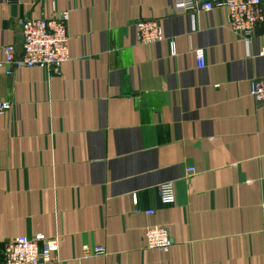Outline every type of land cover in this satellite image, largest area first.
Instances as JSON below:
<instances>
[{
	"label": "crops",
	"instance_id": "obj_1",
	"mask_svg": "<svg viewBox=\"0 0 264 264\" xmlns=\"http://www.w3.org/2000/svg\"><path fill=\"white\" fill-rule=\"evenodd\" d=\"M54 10L69 13L70 61L0 72V264L9 241L37 235L57 241L55 264H264V105L250 95L264 22L246 41L225 11L174 0H0V62L21 19ZM140 21L164 40L137 44ZM154 226L168 252L148 249Z\"/></svg>",
	"mask_w": 264,
	"mask_h": 264
},
{
	"label": "built area",
	"instance_id": "obj_2",
	"mask_svg": "<svg viewBox=\"0 0 264 264\" xmlns=\"http://www.w3.org/2000/svg\"><path fill=\"white\" fill-rule=\"evenodd\" d=\"M177 13H201L223 10L226 12L229 26L246 41L253 38L256 29L264 22L262 0H174ZM68 12L54 10L49 17L42 19H21L23 42L17 49H5V60L0 62V72L12 76L23 69H57L70 61L68 34ZM135 42L139 45H152L164 40L162 27L156 21H140L135 25ZM171 56L176 55V45L170 42ZM264 55V50H263ZM195 56L198 68L206 66L204 49H197ZM250 95L260 105H264V77L253 79L250 83ZM10 103H0V115L7 113ZM194 169H188L193 173ZM163 205L175 203L173 182H166L158 187ZM154 211H147L153 215ZM149 250L168 252L173 245L166 227L154 226L146 230ZM58 251L57 241L48 240L44 235L34 238L18 237L9 241L4 249L3 264H55ZM104 247H84L86 258L105 255Z\"/></svg>",
	"mask_w": 264,
	"mask_h": 264
}]
</instances>
